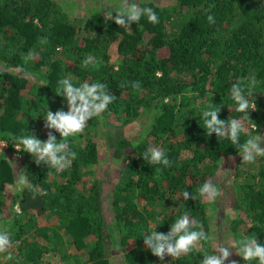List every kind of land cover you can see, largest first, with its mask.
Returning <instances> with one entry per match:
<instances>
[{
  "label": "trees",
  "instance_id": "16d2710c",
  "mask_svg": "<svg viewBox=\"0 0 264 264\" xmlns=\"http://www.w3.org/2000/svg\"><path fill=\"white\" fill-rule=\"evenodd\" d=\"M139 4L153 8L159 23L141 17L129 31L113 22L115 12L113 21L104 18L105 11L119 6H92L88 15L79 17L59 0H0V139L10 147L0 156V230L6 229L14 241L9 249L13 259L0 254V264H58L45 258L52 250L67 264H200L205 253L215 254L209 202L199 197L185 201L181 193L197 195L204 181H214L220 162L232 156L238 157L236 179L246 172L238 148L214 133L207 136L201 119L212 103L224 105L219 119L246 117L235 111L233 84L246 87L255 78L248 99L256 110L249 112V119L259 135L264 131V0ZM44 37L47 43H41ZM113 45L120 57L117 63L111 62ZM29 50L36 55L25 62ZM89 56L94 63L82 66ZM19 65L31 75L16 73ZM68 77L74 86L103 83L116 99L83 133L69 138L77 158L68 169L56 172L18 153L9 134L28 132L46 141L52 131L59 142V133L46 129L42 118L47 107L52 112L68 110L64 98L56 96L58 81ZM137 81L139 90L132 87ZM142 117L147 120L132 137H108L112 155L123 167L112 188L113 215L107 218L104 182L90 178L99 162V130L111 119L129 126ZM247 138L241 134L240 142ZM150 147L165 151L171 167L144 161L142 154ZM14 151L18 158H11ZM12 164L22 167L39 189L35 198L29 190L6 192L18 175ZM251 168L240 181L230 229L234 240L251 236L264 244V157ZM17 200L22 215L13 212ZM184 213L198 220L211 239L187 256L160 261L143 238L156 230L167 234ZM44 215H55L56 222L38 225ZM31 229L34 234L26 236ZM65 246L73 249L67 253Z\"/></svg>",
  "mask_w": 264,
  "mask_h": 264
},
{
  "label": "clouds",
  "instance_id": "9594fccd",
  "mask_svg": "<svg viewBox=\"0 0 264 264\" xmlns=\"http://www.w3.org/2000/svg\"><path fill=\"white\" fill-rule=\"evenodd\" d=\"M113 12L115 19L113 21ZM107 21H113L117 26L125 27L129 30L131 24H137L141 17H146L147 21L152 24L159 23V17L151 7H140L136 0H132L129 4L128 0H123L119 10H107L103 13ZM209 23L214 22V18L208 16ZM130 31V30H129ZM41 43H47V38H41ZM57 51H60L58 48ZM36 53L29 50L25 54V62L34 58ZM94 63V57L89 56L82 61V66L87 67ZM6 66L5 70H7ZM14 71L23 74L24 77L31 75L23 65L15 66ZM157 75H161L159 72ZM256 80L253 77L251 82L245 87L241 83L232 85L230 98L235 103V111L245 113L246 117L240 119H219L221 107L213 103L208 109L201 113V119L204 124V130L207 136L213 133L217 139H228L238 148V155L242 157L243 164H254L258 157H264V137L257 132V126L249 119V112L256 110V104L250 103L248 97L252 95ZM57 95L63 97L67 104V111L59 109L55 112L46 109L44 127L49 130H55L59 133L61 139L59 142L52 131L47 134L46 141L37 138L35 134H26L15 136L9 134L13 141L14 149L20 153L24 152L34 157L36 165L43 164L48 169L60 172L68 169L73 161L77 158V153L70 148L69 138L75 137L84 132L87 123L96 117H101L108 110V106L114 102L116 97L111 94L107 86L100 82L88 83L83 82L79 86H74L72 78H64L58 81ZM124 87V85H121ZM132 87L139 90L140 83L134 82ZM247 121V126L245 123ZM252 133H256L252 135ZM241 134L247 135V139L241 143ZM8 146L7 140L0 141V149ZM0 153H3L0 151ZM142 158L151 165H162L163 167H171V161L167 158L165 151L159 147H150L143 154ZM15 168V165L12 164ZM160 169H157L159 171ZM51 174L50 172L48 173ZM17 191L23 192L29 190L33 193V198L39 192L29 179V175L25 170H20L15 176V184L9 185ZM222 195L221 190L211 181L206 180L199 187L197 195H193L189 191H183L181 197L185 201L189 199L197 200L202 198L209 203H216L217 199ZM13 212L16 215H22V208L19 200L13 205ZM211 237L203 230V225L192 219L188 213L182 214L170 226L167 234L160 233L157 230L145 234L143 243L151 254L160 261H164L165 257L178 259L187 256L195 249L202 246V242L210 240ZM14 245L9 232L0 230V254H6L4 259L11 261L13 255L9 249ZM248 264H264V244L258 243L257 238L251 236L231 242V246H225L222 242H218L212 249L211 253H205L200 264H225L232 255V250ZM235 264V262H233Z\"/></svg>",
  "mask_w": 264,
  "mask_h": 264
},
{
  "label": "rangeland",
  "instance_id": "374dc122",
  "mask_svg": "<svg viewBox=\"0 0 264 264\" xmlns=\"http://www.w3.org/2000/svg\"><path fill=\"white\" fill-rule=\"evenodd\" d=\"M59 1H61L65 5L66 9L71 13V15L79 17H84L88 15V10L92 6H96L98 8H101L103 6L120 7L123 2V0ZM128 3L131 4L132 0H128ZM136 3L139 4V0H136ZM159 3L163 5L171 4L173 2L160 1ZM110 54L111 62H120V57L117 54L116 45H113L110 48ZM146 120V117H142L134 123L129 124V126H124L122 125V122L120 120L111 119V124H105V127H101L102 129L99 130V133L101 134V137L99 138L101 144L99 162L97 166L94 167L95 176L91 175L90 178L98 177L104 182V206L107 218H110L113 215L111 207L112 188L116 180L119 178V172L123 167L122 161L114 158V156L112 155L113 149L108 145V137L116 136L117 133L119 135L124 134L125 136L132 137L139 130V128H141L142 124L146 122ZM260 135L264 137V131ZM261 147H264V143L261 144ZM11 158H18V154H13ZM237 160L238 157L235 156L223 159L219 164V169L217 170V174L213 181L214 184L222 192V195L217 199L216 203H209L208 208L211 220V236L213 239L214 247L218 242H223L225 246H231V242L234 241V234L230 229L231 220L236 216V214L234 215V211L232 210L233 202L234 199H236L237 191L241 188L240 181L245 178L251 170H254L253 168L250 169V164L241 163L242 167L246 170V172L243 173L240 178L236 179L237 176H235V174ZM20 170H22V167L15 165V171L17 174ZM8 186L9 185H7L6 187V192L9 195L17 191L14 187L9 188ZM228 212L232 213L230 217H227ZM56 219L57 218L55 215L40 216L38 219V225H52L56 222ZM33 234L34 230L31 229L26 233V236H32ZM65 248L67 249V253H69L73 249L69 246H65ZM235 250L236 249L232 250V255L229 257V260L225 261V264H233V262H235V264H244L242 257L236 254ZM45 258H48L49 261L56 262L58 264H67L65 260L61 258V253H57L53 250L50 253L46 254Z\"/></svg>",
  "mask_w": 264,
  "mask_h": 264
},
{
  "label": "built area",
  "instance_id": "2783aa9c",
  "mask_svg": "<svg viewBox=\"0 0 264 264\" xmlns=\"http://www.w3.org/2000/svg\"><path fill=\"white\" fill-rule=\"evenodd\" d=\"M0 141H3V140H1V139H0ZM9 148H10V147H9V144H8V146H7V147H4L3 149H0V151H2V152H6V151H8V149H9ZM12 153H13L14 155H15V154H18V153H17V152H15V151H14V152H12ZM1 154H2V153H0V156H1Z\"/></svg>",
  "mask_w": 264,
  "mask_h": 264
}]
</instances>
